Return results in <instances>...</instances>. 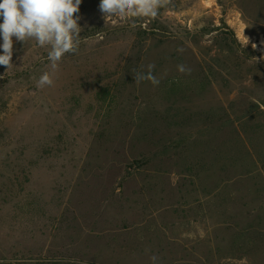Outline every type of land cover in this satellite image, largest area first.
I'll use <instances>...</instances> for the list:
<instances>
[{
    "label": "rangeland",
    "instance_id": "rangeland-1",
    "mask_svg": "<svg viewBox=\"0 0 264 264\" xmlns=\"http://www.w3.org/2000/svg\"><path fill=\"white\" fill-rule=\"evenodd\" d=\"M99 4L55 71L15 37L0 66V264H264V0Z\"/></svg>",
    "mask_w": 264,
    "mask_h": 264
},
{
    "label": "clouds",
    "instance_id": "clouds-1",
    "mask_svg": "<svg viewBox=\"0 0 264 264\" xmlns=\"http://www.w3.org/2000/svg\"><path fill=\"white\" fill-rule=\"evenodd\" d=\"M167 0H100L99 10L107 25L117 19L126 21L129 14L141 17H154L157 10ZM81 0H0V66L12 67L13 37L25 42L34 39L39 46H50L47 59L55 71L58 62L67 53H76L79 47L81 28L78 24ZM135 26V25H133ZM247 46L249 39L244 35ZM253 49L256 44H252ZM178 53L183 49L178 48ZM154 64L147 65L146 71L132 72L135 83L149 81L158 86L160 80L153 74ZM177 70L184 75H191V69L184 64H178ZM39 87L52 86L54 81L48 72L43 73L38 80ZM151 264H159V257H149Z\"/></svg>",
    "mask_w": 264,
    "mask_h": 264
},
{
    "label": "bare ground",
    "instance_id": "bare-ground-1",
    "mask_svg": "<svg viewBox=\"0 0 264 264\" xmlns=\"http://www.w3.org/2000/svg\"><path fill=\"white\" fill-rule=\"evenodd\" d=\"M262 44H264V40L262 41Z\"/></svg>",
    "mask_w": 264,
    "mask_h": 264
}]
</instances>
